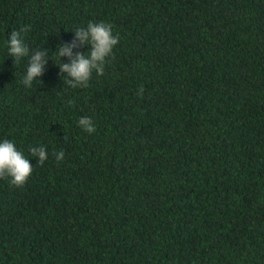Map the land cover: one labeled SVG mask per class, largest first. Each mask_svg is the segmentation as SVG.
<instances>
[{
	"label": "trees",
	"instance_id": "16d2710c",
	"mask_svg": "<svg viewBox=\"0 0 264 264\" xmlns=\"http://www.w3.org/2000/svg\"><path fill=\"white\" fill-rule=\"evenodd\" d=\"M90 21L119 42L72 88L55 51ZM4 139L33 171L0 178V264H264V0H0Z\"/></svg>",
	"mask_w": 264,
	"mask_h": 264
},
{
	"label": "clouds",
	"instance_id": "9594fccd",
	"mask_svg": "<svg viewBox=\"0 0 264 264\" xmlns=\"http://www.w3.org/2000/svg\"><path fill=\"white\" fill-rule=\"evenodd\" d=\"M29 30L30 26L26 25L20 31H12L7 46L8 54L15 58L16 65L22 58L29 57L22 83L30 88L34 80L43 76L50 57L46 49L30 52L22 36V32ZM118 42L119 36L114 35L113 25L108 22L90 21L86 27L75 28L73 40L61 43L55 51L61 61L57 63L60 72L68 77L64 82L72 88L87 87L93 72L97 75L104 74L108 58L113 56V49ZM85 44L91 45L87 52L74 51ZM63 57H67L69 62L64 63ZM143 92L144 88L141 85L137 94L142 96ZM78 126L89 134L96 131V126L89 116L81 117ZM30 153L31 156L38 158L37 163L40 165H43L48 158L45 146H33L30 148ZM53 155L57 161H62L65 157L63 151L54 152ZM32 171L33 165L30 160L12 140L0 141V178L10 177L12 185L22 187L27 183Z\"/></svg>",
	"mask_w": 264,
	"mask_h": 264
}]
</instances>
